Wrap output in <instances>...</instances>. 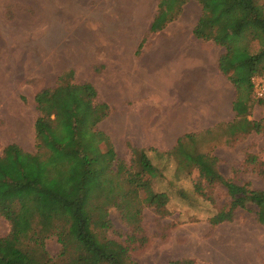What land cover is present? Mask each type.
<instances>
[{
	"label": "trees",
	"instance_id": "16d2710c",
	"mask_svg": "<svg viewBox=\"0 0 264 264\" xmlns=\"http://www.w3.org/2000/svg\"><path fill=\"white\" fill-rule=\"evenodd\" d=\"M198 2L202 12L193 33L224 48L219 65L236 89L234 120L207 134H186L165 152L128 142L132 159L127 162L100 128L110 114L109 104L99 99L92 82L74 81L75 70L65 71L56 86L35 96V151L17 143L0 146V216L10 225L0 236V264H139L128 246L104 232L112 226V207L133 224H139L143 206L161 215L168 212L169 194L152 185L163 157L197 166L209 184L226 187L231 200L208 218L213 229L235 220L248 204L257 208L255 218L264 225V188L227 180L213 152L192 148L197 137H216L226 126L230 135L264 133V123L250 118L254 104L263 102L253 79L264 75V0ZM168 5L181 9L182 2L168 0ZM170 20L159 16L157 23ZM246 161L260 174L257 167L264 161L256 154ZM52 236L61 244L56 257L47 248ZM169 264L195 261L186 257Z\"/></svg>",
	"mask_w": 264,
	"mask_h": 264
},
{
	"label": "rangeland",
	"instance_id": "374dc122",
	"mask_svg": "<svg viewBox=\"0 0 264 264\" xmlns=\"http://www.w3.org/2000/svg\"><path fill=\"white\" fill-rule=\"evenodd\" d=\"M110 1L0 0L2 148L17 143L28 151H35L34 125L38 115L35 96L44 88L56 86L65 71L75 69L73 80L77 82L96 79L103 83L104 76L94 74L90 69L89 54L91 51L94 54L100 45L90 38L98 37L100 32L96 24L100 19L96 5ZM144 1L152 3L153 8L159 7L153 24L157 28L152 27V31L161 25L157 23L159 16L172 18L170 21L182 16L196 19L201 9L198 0H180L185 11L183 6L178 9L168 5V0ZM254 79L264 84V75ZM256 94L263 102L254 104L250 118L264 123V94ZM100 128L111 133L109 135L118 156L130 162L132 153L121 139L119 129L108 121L100 123ZM112 134L117 135L115 139ZM206 137H197L192 148L213 152L218 159L219 171L227 180L264 188V165L257 167L260 169L258 174L246 164L251 154L264 161V133L230 135L226 126L218 136ZM156 165L160 175L152 179V185L156 191L169 194L168 212L161 215L153 207L143 206L139 224H133L126 221L116 207H112L109 213L112 226L104 235L128 246L131 257L139 264H169L171 260L186 257L193 258L195 264H205L202 247L206 246L204 244L212 237L213 231L208 218L229 204L231 198L227 189L222 184H209L197 166L189 168L185 162L172 156L163 157ZM12 173L19 175L15 169ZM256 210L254 205L248 204V208L237 211L235 220L225 221L218 231L214 230V234L253 223ZM9 230L8 221L0 216V236L6 235ZM47 248L52 256H58L61 244L56 236L47 240Z\"/></svg>",
	"mask_w": 264,
	"mask_h": 264
},
{
	"label": "crops",
	"instance_id": "0c3cea01",
	"mask_svg": "<svg viewBox=\"0 0 264 264\" xmlns=\"http://www.w3.org/2000/svg\"><path fill=\"white\" fill-rule=\"evenodd\" d=\"M96 6L100 32L90 40L100 45L90 52L89 65L104 81L89 82L110 106L103 122L113 123L126 145L165 152L186 134L215 131L234 120L236 89L219 65L224 48L193 33L201 9L196 19L182 16L152 31L159 8L152 3ZM221 224L202 247L205 264H264V225L255 218L214 234Z\"/></svg>",
	"mask_w": 264,
	"mask_h": 264
},
{
	"label": "built area",
	"instance_id": "2783aa9c",
	"mask_svg": "<svg viewBox=\"0 0 264 264\" xmlns=\"http://www.w3.org/2000/svg\"><path fill=\"white\" fill-rule=\"evenodd\" d=\"M255 83V90L260 95L263 96L264 94V84L259 79H253Z\"/></svg>",
	"mask_w": 264,
	"mask_h": 264
}]
</instances>
